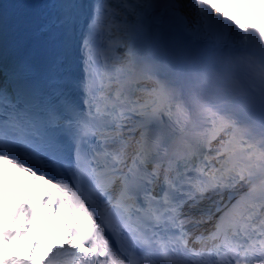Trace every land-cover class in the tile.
Returning <instances> with one entry per match:
<instances>
[{
	"label": "snow or ice",
	"instance_id": "1",
	"mask_svg": "<svg viewBox=\"0 0 264 264\" xmlns=\"http://www.w3.org/2000/svg\"><path fill=\"white\" fill-rule=\"evenodd\" d=\"M0 4V264H264V0Z\"/></svg>",
	"mask_w": 264,
	"mask_h": 264
},
{
	"label": "bare ground",
	"instance_id": "2",
	"mask_svg": "<svg viewBox=\"0 0 264 264\" xmlns=\"http://www.w3.org/2000/svg\"><path fill=\"white\" fill-rule=\"evenodd\" d=\"M261 12H264V8L261 9Z\"/></svg>",
	"mask_w": 264,
	"mask_h": 264
}]
</instances>
